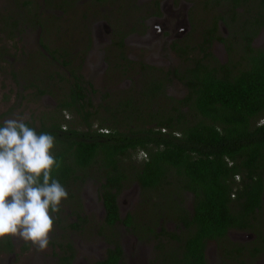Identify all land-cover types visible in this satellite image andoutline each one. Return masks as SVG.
Masks as SVG:
<instances>
[{"label":"trees","instance_id":"obj_1","mask_svg":"<svg viewBox=\"0 0 264 264\" xmlns=\"http://www.w3.org/2000/svg\"><path fill=\"white\" fill-rule=\"evenodd\" d=\"M220 1L215 0L216 4ZM222 1L197 45L199 56H190L181 46L176 49L186 55L189 63L181 70L169 72L186 90L182 98L173 100L170 109L141 115L139 106L143 103L135 104L127 98L116 102L120 107L114 108L118 109L105 111L111 116V124L101 121L98 129L93 130L89 121L92 104L78 75L79 67H68V62H62L67 65L72 82L67 86L68 93L64 94L60 107L81 115L85 129L62 128L64 121L58 119L38 127L24 121L37 133L47 132L56 138L55 155L62 166L53 175L72 200H78L72 189L77 188L78 181L88 176L86 171L96 165L104 228H114L120 233L119 226L133 227L132 216L121 217L119 213L118 194L126 182L134 183L146 194L144 206L149 196L152 207H157L158 212L144 220L147 230H154L158 225L161 228L153 232L154 236L165 238L159 244L161 253L157 257L162 264H206L207 241L217 244L228 241L230 229L250 230L251 220L257 221L264 207V49L252 46L259 28L264 27V20L259 21L264 0ZM204 2L209 4L208 0ZM246 6L249 17L235 26L237 8L246 9ZM34 15L39 18L35 11ZM219 21L233 34L236 30L242 41L241 56L232 43L224 44L228 51L235 52L225 63L211 51L214 41L225 42L224 36L219 35ZM171 47L175 49L174 44ZM63 79L64 76L59 78ZM152 83L146 93L142 92L146 96L163 92L161 83ZM44 91L39 89L38 93ZM137 112L143 119L141 128L131 126L138 118ZM140 151L145 156L142 160L137 158ZM127 162L131 165L129 175L125 168ZM154 198H157L156 203ZM163 198L167 206L159 208ZM77 203L70 204L76 222L66 227L81 231L85 217L79 215L81 205ZM142 217L143 213L140 219ZM169 223L174 225L175 231H167L165 225ZM107 235L104 240L109 246L103 258L90 264H122L119 236ZM167 245L166 257L162 251ZM58 247L63 252L61 263L71 264V243L67 242L66 246L60 243ZM235 248L238 249H226L223 253L229 257V252L235 251L240 256V247L235 245ZM12 249L10 239L0 240V252Z\"/></svg>","mask_w":264,"mask_h":264},{"label":"rangeland","instance_id":"obj_2","mask_svg":"<svg viewBox=\"0 0 264 264\" xmlns=\"http://www.w3.org/2000/svg\"><path fill=\"white\" fill-rule=\"evenodd\" d=\"M155 1L0 0V123L7 119H22L38 126L58 119L64 121L62 128L84 130L81 115L60 107L64 94L68 93V83L72 82L62 62H68V67L75 69L81 66L79 71L87 83L84 86L92 104L89 121H92L93 129H97L101 121L111 124V116L105 111L118 109L114 108L119 106L116 102L127 98L135 104L143 103L139 106L141 115L170 109L173 100L182 98L186 93L184 85L170 74L174 69L187 67L189 63L186 55L176 49L181 46L190 52V56H199L197 45L219 6L217 9L204 8V0H159L166 11L171 6L167 14L174 11L182 16V20L177 21L178 26L174 23V31L168 35L158 34L155 24L161 22L151 19L152 14L157 12L153 9ZM221 8L225 9V6L221 5ZM33 10L38 13L40 28L30 23L31 18L34 19ZM249 15V8H242L234 25H240V21ZM234 33L228 32L225 24L220 23L219 35L224 36L225 42L214 41L211 51L221 63H225L235 52L242 55V41L236 30ZM230 43L235 52L233 49L228 51L224 46ZM253 47L264 49V29ZM37 75L41 77V82L37 81ZM48 76L53 79L46 84L44 77ZM63 76L64 79L59 80ZM36 81L38 89L45 90L43 93H38L36 87L32 88L31 84ZM152 82L161 83L163 92L156 91L153 96H146L143 93ZM182 110L187 112L184 108ZM137 117L131 126L141 128L143 119L139 112ZM144 157L141 151L137 154L138 160ZM128 163L125 164L127 175L131 166ZM86 173L88 176L82 177L78 187L72 189L78 200L68 197L55 214L59 221H54L55 232L47 249L38 251L30 242L12 238L13 249L0 252V264H60L63 252L58 244L66 246L67 242L73 247L71 264H90L103 258L109 246L104 236L114 233L119 236L122 247V264H162L157 260L154 241L149 242L150 234L144 220V217L150 219L158 212L157 207H152L149 196L146 200L148 204L144 206L146 194L141 193L134 183L126 182L118 194L119 213L121 217L130 214L133 227L119 226L120 233L114 228H104L98 194L99 171L93 165ZM71 201L73 205L77 202L81 205L79 215L85 217L81 231L66 227L76 222ZM154 201L156 203L157 198ZM160 201L158 207L166 208V199ZM140 213H143L142 219ZM262 220L264 207L257 215V221ZM165 228L168 232L176 230L171 223ZM260 228L258 224L259 231ZM160 229L159 225L155 227L151 236L154 237V232ZM232 236L236 237V234ZM241 236L238 243L246 244L252 239L249 232ZM227 240L237 243L229 234ZM208 250L207 264H218L216 246L211 243ZM256 261L264 264V255L257 256Z\"/></svg>","mask_w":264,"mask_h":264},{"label":"clouds","instance_id":"obj_3","mask_svg":"<svg viewBox=\"0 0 264 264\" xmlns=\"http://www.w3.org/2000/svg\"><path fill=\"white\" fill-rule=\"evenodd\" d=\"M55 141L52 134L37 133L22 119H7L0 126V240L21 238L38 251L49 246L55 214L68 199L66 188L53 175L62 166Z\"/></svg>","mask_w":264,"mask_h":264},{"label":"flooded vegetation","instance_id":"obj_4","mask_svg":"<svg viewBox=\"0 0 264 264\" xmlns=\"http://www.w3.org/2000/svg\"><path fill=\"white\" fill-rule=\"evenodd\" d=\"M209 1V4H206L205 5V2H204V8H213L219 4H223L224 1H220L219 4H216L215 0H208ZM154 1H152L153 3ZM155 2H158V6L156 7V3L154 4V7L153 9L155 8L157 12H154L151 16V19H154L156 21H159L161 22L159 24L160 28L162 29L161 31L158 32V34H171L173 31H174V28H175V25L174 23L178 26V22L177 21H180L182 20V16L179 17V15H177L176 12L172 11L170 14H167L169 13V10H171V6H170V9H168V11H166L162 6V3H160V1L156 0ZM151 3V4H152ZM218 7V6H217ZM242 8H237V10H241ZM173 10V9H172ZM155 11V10H154ZM32 13L34 14V10L32 11ZM262 17L259 19V21H263L264 20V9L262 10ZM162 15H165L167 14L166 16H161ZM38 15V13H37ZM38 20L39 18H37L35 15H34V19L32 20L31 18V24H33V26H37L38 28H40V24L38 23ZM35 21H37L35 23ZM222 21H219V25ZM35 23V24H34ZM7 24L9 25V23L7 22ZM15 25V24H14ZM157 25V24H155ZM210 27V25H209ZM227 28V27H226ZM264 29L263 26H261L259 28V32L256 34V36L253 38L252 40V46L254 44V42L256 41L259 33ZM205 30H208L205 29ZM204 30V31H205ZM228 32L230 31L228 28H227ZM180 32L182 31L181 29L179 30ZM203 31V33H204ZM235 31V30H234ZM202 33V35H203ZM177 35H179V33H176ZM238 34V33H236ZM202 38H200V41H201ZM199 41V42H200ZM55 60V59H53ZM124 61L127 62V60L124 59ZM81 62V60H80ZM129 62V61H128ZM79 65V64H78ZM129 65V64H128ZM67 65H64V67L66 68V71H67V76L70 78V72L68 71ZM78 72H79V76L81 75L82 77V82H84V84H87L85 82V78L83 77L82 75V72L79 71V69L81 70V66H78ZM53 78H51L50 76L48 77H44V82H46V84H49V80H52ZM37 81L38 82H41V77L39 75H37ZM36 81L35 84H31V86H33L32 88L36 87V91L39 92V89H38V82ZM34 83V82H32ZM70 83H68V86H69ZM30 86V85H29ZM35 89V88H34ZM155 94V93H154ZM153 94V95H154ZM150 95L152 96V93H150ZM67 110V109H66ZM0 126H3V124L0 123ZM36 126V125H35ZM39 126V125H38ZM37 126V127H38ZM93 129V127H92ZM98 129V128H97ZM94 130V129H93ZM263 201H264V195L262 197ZM251 223H252V227L249 229L245 228V229H230L228 232H227V235L229 234V236L231 237L232 240H234L235 242L238 241L239 238H242L241 234H244V232H249L251 233V236H252V239L249 240L248 242H246V244L244 243H233L231 240L229 241H226V242H220L219 244H217L215 241H207L206 244H205V259H206V255L208 254V249H209V245L211 243L214 244V246H216V249L218 250V256H217V260H218V264H260L259 262L256 261L257 259V256L259 255H264V220H262L261 222H258L254 219L251 220ZM260 224L261 225V228H260V231L257 229V225ZM256 228V229H255ZM252 229V230H251ZM233 231V232H231ZM149 234H150V240L149 242L151 243L152 240L154 241V250H157V254H156V257H158V255L161 253V251L159 250V244L163 242V237H152L151 236V233H152V230H148ZM257 235H256V233ZM232 234H236V237L235 236H232ZM227 239V238H226ZM230 242V244L228 245V243ZM234 245L233 246H231ZM249 246H248V245ZM235 245L239 246L240 249H241V255L239 256L238 254H236L237 252L233 251L232 253L229 252V257H227V255H225L223 252L228 249H238V248H235ZM168 251H169V247H168ZM168 251H166V247L163 248V251H162V255L166 254V257L168 256ZM1 252H4V251H1ZM168 258H166L167 260ZM158 260V258H157ZM160 261V260H158ZM252 261H255L254 263ZM207 264V262H206Z\"/></svg>","mask_w":264,"mask_h":264}]
</instances>
